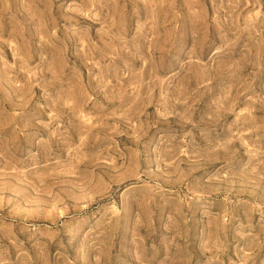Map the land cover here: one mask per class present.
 I'll return each instance as SVG.
<instances>
[{
	"label": "rangeland",
	"instance_id": "374dc122",
	"mask_svg": "<svg viewBox=\"0 0 264 264\" xmlns=\"http://www.w3.org/2000/svg\"><path fill=\"white\" fill-rule=\"evenodd\" d=\"M0 264H264V0H0Z\"/></svg>",
	"mask_w": 264,
	"mask_h": 264
}]
</instances>
